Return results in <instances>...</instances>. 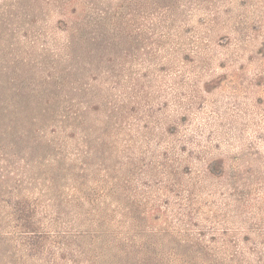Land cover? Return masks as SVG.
Instances as JSON below:
<instances>
[{
  "label": "rangeland",
  "instance_id": "rangeland-1",
  "mask_svg": "<svg viewBox=\"0 0 264 264\" xmlns=\"http://www.w3.org/2000/svg\"><path fill=\"white\" fill-rule=\"evenodd\" d=\"M0 264H264V0H0Z\"/></svg>",
  "mask_w": 264,
  "mask_h": 264
}]
</instances>
